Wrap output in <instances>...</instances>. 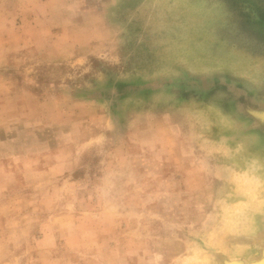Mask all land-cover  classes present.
<instances>
[{"label":"rangeland","instance_id":"374dc122","mask_svg":"<svg viewBox=\"0 0 264 264\" xmlns=\"http://www.w3.org/2000/svg\"><path fill=\"white\" fill-rule=\"evenodd\" d=\"M218 1L0 0V264L232 259L264 0Z\"/></svg>","mask_w":264,"mask_h":264},{"label":"bare ground","instance_id":"6f19581e","mask_svg":"<svg viewBox=\"0 0 264 264\" xmlns=\"http://www.w3.org/2000/svg\"><path fill=\"white\" fill-rule=\"evenodd\" d=\"M220 1V0H219ZM218 1V2H219ZM224 1V0H223ZM251 1V0H250ZM215 2V1H214ZM247 3V2H246ZM214 4V3H213ZM221 4V3H220ZM242 4H243V1H242ZM255 4V3H254ZM212 5V4H211ZM261 5V4H260ZM256 6V5H255ZM205 7V6H204ZM248 7V6H247ZM219 8V7H218ZM221 9V8H220ZM225 9V8H224ZM200 10H203V8L201 7L200 8ZM205 10V9H204ZM207 10V9H206ZM246 12V11H245ZM221 13V12H220ZM224 13V12H223ZM259 13V12H258ZM254 14V13H253ZM255 15V14H254ZM255 16H257V15H255ZM227 20V19H226ZM250 21V20H249ZM224 24H225V22H224ZM231 24V23H230ZM230 29V28H229ZM264 30V29H263ZM252 90V89H251ZM243 110V109H242ZM241 110V111H242ZM232 111H234V110H232ZM235 112V111H234ZM233 112V113H234ZM236 115V114H235ZM244 118V117H243ZM245 119V118H244ZM233 121V120H232ZM256 122L259 124L260 122L258 121V120H256ZM234 123H236V122H234ZM229 124H230V122H229ZM229 124H227V125H229ZM238 124V123H237ZM236 124V125H237ZM235 125V124H234ZM235 125V126H236ZM243 125V126H242ZM242 126V127H241ZM238 127V126H237ZM239 127H240V131H241V129L243 130V132L245 131V130H247V126L244 124V123H239ZM252 131H254V132H249V134H247V136H246V134L244 135V134H242V135H244V136H246L247 138L248 137H250V136H256V134L255 133H257L256 132V130H252ZM259 137V136H258ZM260 138V137H259ZM251 140V139H250ZM260 140V139H259ZM226 143V142H225ZM220 144V143H219ZM264 154V153H263ZM253 156V155H252ZM254 158V157H253ZM251 160V159H250ZM255 161H257V159L255 158V160L254 161H252V162H255ZM262 161V160H261ZM249 163H251V162H249ZM261 164V163H260ZM246 165H248V164H246ZM259 165V164H258ZM243 174H245V173H243ZM236 178V181H237V184H240V182L242 181L243 182V180L245 179V176L244 175H242V177H239L240 178V182H239V179H238V177L236 176L235 177ZM250 186H251V184H250ZM251 189V190H250ZM263 189H264V187H261L260 188V190L259 191H257V192H255V190H256V186H251V187H249V188H247V190L249 191V193H247L248 195H249V197H250V195H251V201L249 202V203H247V205H245L246 203H237L238 205H237V208H239V210L241 211V212H243L244 211V213H247L248 212V210L250 209V210H252L253 212H256V214L254 215L253 214V219H254V221H251V220H248L249 222H251L250 224H248V226H246V227H244L243 229H241V228H237V230H238V232L237 233H239V234H237V237L235 238V236H233L232 238L230 237V239H229V241L226 239H222V243H219L218 241V243H219V245L221 246V247H224V246H226V248H223V249H226V251L228 250V252H229V255H230V257L233 259V261H238V262H241L242 264H247V263H249L248 262V260H246L245 259V261H239V260H235L237 257L236 256H238V255H240V253L242 252V251H244L245 250V248H247V246H250V245H254V243H255V241L258 239V235L263 231L264 232V191H263ZM261 191V192H260ZM246 192V191H245ZM245 192H244V196H245ZM241 206V207H240ZM247 211V212H246ZM239 212V211H238ZM242 216H243V214H242ZM247 216H249V215H247ZM246 216V218L245 219H249V217H247ZM256 218H258V219H260V220H258V219H256ZM252 219V220H253ZM247 221V220H246ZM245 221V222H246ZM254 222V223H253ZM244 223V222H243ZM244 225V224H243ZM234 231H235V229H234ZM233 232V231H232ZM214 233V232H213ZM229 238V237H228ZM261 238V237H260ZM225 242H227V245L225 244ZM261 242V241H260ZM229 246V247H228ZM207 248V247H206ZM255 249V248H254ZM214 250H216V249H214ZM256 250V249H255ZM203 251H206V250H203ZM245 252V251H244ZM243 253V252H242ZM241 253V254H242ZM247 253V252H246ZM256 253V252H255ZM215 254V253H214ZM227 255V254H226ZM227 258V257H226ZM226 258H224V259H226ZM215 259V258H214ZM203 260V259H202ZM219 261V260H218ZM204 264V263H203Z\"/></svg>","mask_w":264,"mask_h":264},{"label":"water","instance_id":"95a60500","mask_svg":"<svg viewBox=\"0 0 264 264\" xmlns=\"http://www.w3.org/2000/svg\"><path fill=\"white\" fill-rule=\"evenodd\" d=\"M247 116L249 117V119L245 118L244 120L248 121L247 124V134H249V132H254L252 130H256V134H262L264 136V101H261L260 104L258 105V107L253 108L251 110H249L247 113ZM256 120H258L260 123L258 124L256 122ZM250 122V123H249ZM258 239L256 240L257 242L259 241L260 237H262V242H261V246H260V253L256 256V257H241V258H236L235 260H239V261H245L248 260L249 263L247 264H264V232L262 231L258 236ZM222 264H242L241 262L238 261H233V259L230 260H226L224 263Z\"/></svg>","mask_w":264,"mask_h":264},{"label":"crops","instance_id":"0c3cea01","mask_svg":"<svg viewBox=\"0 0 264 264\" xmlns=\"http://www.w3.org/2000/svg\"><path fill=\"white\" fill-rule=\"evenodd\" d=\"M253 62L254 63L252 65V67H254V68L258 67L259 71H261L260 70L261 66L264 67V58L263 59H258V60L253 58ZM246 66H249V65L246 64ZM255 97L264 101V96L263 95H257ZM244 141H247V142L251 143L252 148L256 147L258 149L257 151H254V153H253V155L255 157L258 156V158H261V156H264L263 155V153H264V136L262 134L259 133V134H256V136L254 135V136L248 137L247 140L246 139L242 140V144L245 146L246 143L244 144ZM262 162H264V159L262 160Z\"/></svg>","mask_w":264,"mask_h":264}]
</instances>
